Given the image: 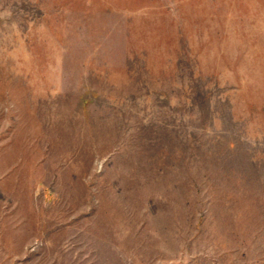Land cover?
I'll return each instance as SVG.
<instances>
[{
    "label": "rangeland",
    "instance_id": "374dc122",
    "mask_svg": "<svg viewBox=\"0 0 264 264\" xmlns=\"http://www.w3.org/2000/svg\"><path fill=\"white\" fill-rule=\"evenodd\" d=\"M0 264H264V0H0Z\"/></svg>",
    "mask_w": 264,
    "mask_h": 264
}]
</instances>
